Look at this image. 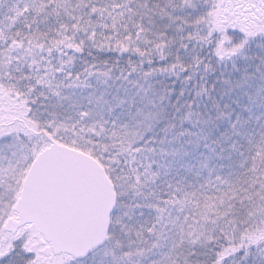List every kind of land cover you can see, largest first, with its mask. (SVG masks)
Segmentation results:
<instances>
[{"label": "snow or ice", "instance_id": "1", "mask_svg": "<svg viewBox=\"0 0 264 264\" xmlns=\"http://www.w3.org/2000/svg\"><path fill=\"white\" fill-rule=\"evenodd\" d=\"M0 264H264V0H0Z\"/></svg>", "mask_w": 264, "mask_h": 264}]
</instances>
